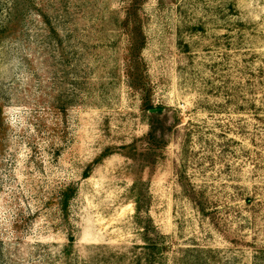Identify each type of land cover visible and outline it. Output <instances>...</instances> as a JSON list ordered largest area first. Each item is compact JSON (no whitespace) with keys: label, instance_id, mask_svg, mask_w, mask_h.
<instances>
[{"label":"rangeland","instance_id":"obj_1","mask_svg":"<svg viewBox=\"0 0 264 264\" xmlns=\"http://www.w3.org/2000/svg\"><path fill=\"white\" fill-rule=\"evenodd\" d=\"M4 27L0 264H264V0H0Z\"/></svg>","mask_w":264,"mask_h":264},{"label":"trees","instance_id":"obj_2","mask_svg":"<svg viewBox=\"0 0 264 264\" xmlns=\"http://www.w3.org/2000/svg\"><path fill=\"white\" fill-rule=\"evenodd\" d=\"M18 5V4H17ZM11 23V20L8 24ZM8 28L4 27V29L0 30V33L6 32ZM148 106V111L153 109L152 106ZM1 111L2 107L0 106V121H1ZM153 120L151 124V131L149 134V138L152 139V141L161 144L165 137L172 131L173 127L168 125V117L164 116L162 117V111L155 113L152 115ZM1 124V122H0Z\"/></svg>","mask_w":264,"mask_h":264},{"label":"water","instance_id":"obj_3","mask_svg":"<svg viewBox=\"0 0 264 264\" xmlns=\"http://www.w3.org/2000/svg\"><path fill=\"white\" fill-rule=\"evenodd\" d=\"M161 111V109H151L149 112L151 113V114H155V113H158V112H160Z\"/></svg>","mask_w":264,"mask_h":264}]
</instances>
